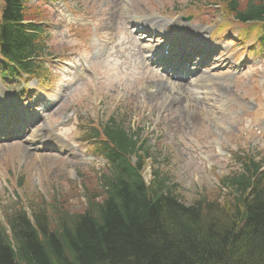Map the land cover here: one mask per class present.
<instances>
[{"label": "rangeland", "instance_id": "obj_1", "mask_svg": "<svg viewBox=\"0 0 264 264\" xmlns=\"http://www.w3.org/2000/svg\"><path fill=\"white\" fill-rule=\"evenodd\" d=\"M42 2L48 29L43 40L52 56L62 59L46 62L47 82H23L28 92L23 93L21 81H4L9 110L25 109L39 117L35 128L0 141V221L20 202L27 207L40 198L48 203L66 194L80 209L82 178L95 184L106 170L88 135L92 125L99 128L116 113L129 132L140 131L150 149L153 161L147 163L145 181L158 168L186 205L198 195L214 197L217 179L234 170L233 152L250 150L263 159L264 54L245 50L252 49L251 40L243 45V38L239 49V27L225 24L221 14L192 0ZM134 17L160 28V36L172 34L174 44L206 41L213 56L186 79L166 75L148 59L152 50L142 47H162L169 40L136 33ZM80 60L91 71L84 79L78 72ZM8 95L0 100L8 102ZM183 101L194 110L185 109ZM32 131L49 136L43 148L41 142L30 145Z\"/></svg>", "mask_w": 264, "mask_h": 264}, {"label": "trees", "instance_id": "obj_2", "mask_svg": "<svg viewBox=\"0 0 264 264\" xmlns=\"http://www.w3.org/2000/svg\"><path fill=\"white\" fill-rule=\"evenodd\" d=\"M31 1L0 0L1 76L44 72L46 18L42 1ZM204 2L239 27L238 45L255 38L264 47V0ZM116 114L91 127L106 170L95 184L82 178L80 209L66 194L7 213L0 264H264V156L233 152L234 170L217 179L214 197L186 205L158 168L145 181L150 149Z\"/></svg>", "mask_w": 264, "mask_h": 264}, {"label": "bare ground", "instance_id": "obj_3", "mask_svg": "<svg viewBox=\"0 0 264 264\" xmlns=\"http://www.w3.org/2000/svg\"><path fill=\"white\" fill-rule=\"evenodd\" d=\"M175 40V39H174ZM184 40L185 39H181L180 40V44H182V43H184ZM175 41H173V43H174ZM169 46H171V44L169 45ZM165 48H167V47H165ZM170 90L171 91H175L176 93H180V91H181V89H179V88H174L173 86H171L170 87ZM168 94V93H167ZM182 105H183V107L185 108V109H192V110H194V105H192V103H191V105L190 104H187V102H185V101H183V103H182ZM50 138H49V136H45V135H42V134H40V132H37L35 135H33L32 136V141H31V143H36V142H42V141H47V140H49ZM35 141V142H34ZM44 147V145H42V148Z\"/></svg>", "mask_w": 264, "mask_h": 264}]
</instances>
